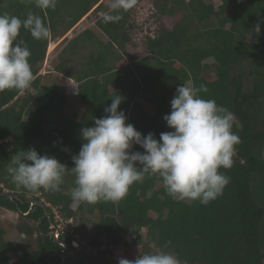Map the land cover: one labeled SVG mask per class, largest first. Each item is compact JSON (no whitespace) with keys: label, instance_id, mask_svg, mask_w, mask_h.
I'll use <instances>...</instances> for the list:
<instances>
[{"label":"trees","instance_id":"1","mask_svg":"<svg viewBox=\"0 0 264 264\" xmlns=\"http://www.w3.org/2000/svg\"><path fill=\"white\" fill-rule=\"evenodd\" d=\"M97 1L58 0L55 10H41L26 0H0V13L25 19L33 11L50 26L54 41L62 36L58 24L67 31ZM148 1L159 15H180L170 27L145 33V54L136 60L119 67L112 63L123 60L118 51L131 40L126 29L135 28L132 17L137 2L121 11L118 22L97 21L104 42L91 30L68 42L75 49L87 39L94 47L82 68L76 73L70 70L77 82L80 110H67L64 93L39 72L50 38L35 40L21 29L19 38L31 51L35 80L26 91L0 92V192L17 195L0 196V208L16 215V221L8 224L19 237L16 243L6 238V221H0V264H118L120 258L134 260L140 253L164 248L169 241L164 250L175 252L187 264H264V0H219L217 6L206 0ZM62 63L53 69L65 71ZM183 83L204 85L207 91L200 93L202 98L214 99L234 113L233 131L241 139L233 167L220 169L230 183L209 204L177 202L155 176L134 183L117 203L78 206L71 199L75 176L70 171L56 192L18 189L12 182L7 171L12 156L30 148L73 167L72 156L83 143L80 130L107 115L104 109L115 92L124 98L118 110L125 112L127 122L159 139L161 132L172 130L163 116L170 112L176 87ZM25 195L46 204L49 214L39 226L44 210ZM55 211L74 222L89 223L91 216L96 217L93 231L80 248L72 246V232L58 229V239L68 245L64 258V247L49 235L57 225ZM123 234H130L131 244L119 245Z\"/></svg>","mask_w":264,"mask_h":264},{"label":"clouds","instance_id":"2","mask_svg":"<svg viewBox=\"0 0 264 264\" xmlns=\"http://www.w3.org/2000/svg\"><path fill=\"white\" fill-rule=\"evenodd\" d=\"M41 10H55L58 0H26ZM137 0H111L102 22H118L121 11L132 9ZM21 29L35 40H47L50 26L33 11L21 19L0 13V92L28 90L35 75L29 62L31 51L20 37ZM259 32V25L256 26ZM204 85H178L170 101V112L163 116L171 131L161 132L159 139L146 135L127 122L124 99L115 92L107 115L94 119V125L80 130L83 143L72 156L68 168L56 157L41 155L34 148L17 152L7 171L15 186L29 191H60L65 175L75 176L71 199L82 203H117L129 188L146 177L159 178L167 195L177 202L199 201L207 205L223 195L230 177L220 171L233 167L240 136L233 131L235 114L214 99H204ZM139 146L143 151L135 150ZM167 242L164 248H167ZM164 248L140 253L134 260L120 258L118 264H187L173 251Z\"/></svg>","mask_w":264,"mask_h":264},{"label":"rangeland","instance_id":"3","mask_svg":"<svg viewBox=\"0 0 264 264\" xmlns=\"http://www.w3.org/2000/svg\"><path fill=\"white\" fill-rule=\"evenodd\" d=\"M206 2L213 4L214 6H217L219 4V0H206ZM77 3H79L77 1ZM136 6H138V8H136L137 11H135V13L133 12V17H132V23L135 25V28H131V30L129 31V33L131 34L130 38V42H129V46H127L124 50H119V52H121L123 54V60L121 61H113V66L114 67H118L120 64H125L128 62H132L133 60H136L137 58L143 56L145 54V49H144V36L145 33L148 30H156L157 28H159L160 26H166V27H170L171 24L173 23V21L175 19H177L180 15V12L175 13L173 15H168L165 14L164 16L159 15L158 12L151 7L150 1L148 0H137V4ZM94 12V11H93ZM135 15V16H134ZM57 31H61L63 28L60 27V25H57ZM133 29V31H132ZM77 30V29H76ZM92 31L97 35L98 39H105V36H102L101 33H99V31H97V28L93 27ZM72 36V35H71ZM104 40V41H105ZM51 38L49 39V43H55L57 41L54 40L52 41ZM103 41V42H104ZM64 40L61 41L58 45H52L49 44L47 45V50H46V54H45V58L43 60V62L40 65V69L39 72L41 74H44L45 76V81L48 82H53V80L51 79L52 77H50L51 75H57L56 72L53 71L52 68H54V66L57 63H60V59H65V61H70L71 62V66L74 68L72 70H75L78 65L80 64V66H82L83 63L88 61V57L90 52L92 51V49L94 48L92 44L90 43H78L77 47L72 50L69 51L68 46H63ZM50 45L53 46V49H50ZM51 50H53L54 52L59 51L58 54H55V56H51L52 52ZM210 62L211 59H208L207 62ZM188 84V83H185ZM76 87L73 88V91L71 92V94H73L71 97L73 98V100L71 101V103L69 104L68 110L71 111V109H77L80 108L81 104L79 103V99L76 96ZM70 94V93H68ZM137 101L139 102H144V100L142 98H138ZM147 106L151 107L150 104L147 103ZM96 217L95 216H91L90 217V222L86 223L84 221H80L77 220L74 222V219L72 220V225L69 226V224L66 225V218L61 217V221H59V226L62 230L64 231H70L71 229L72 231V237L73 235L77 236L78 239V243L79 246L77 248H80V246H82V244H80V242H86L87 237L91 234V232L93 231L95 222H96ZM0 221H6V223H4V228L6 230V238L8 239H12L14 243H16L19 239V237L17 235H15L12 231V227L8 224V222H15L16 221V215H14L12 212L6 211L5 209H1L0 208ZM144 229L140 230V235L142 237L143 240H146L145 234H144ZM121 242L119 245H122L123 242H127L129 244H131V236L130 234H123L121 237Z\"/></svg>","mask_w":264,"mask_h":264},{"label":"crops","instance_id":"4","mask_svg":"<svg viewBox=\"0 0 264 264\" xmlns=\"http://www.w3.org/2000/svg\"><path fill=\"white\" fill-rule=\"evenodd\" d=\"M110 3H111V0H98L94 4V6L74 26H72L70 29H68L65 32H63L64 30H61L62 36L55 43L52 42L53 44L52 43H50V44L54 45V47H55V45H58L61 41L64 40L62 47L68 46L69 51H72L74 49H70L69 44H68L70 39H72L75 35L80 34L84 30H91L92 31L93 27L97 28V31H99V33H101L102 36H105L103 31L97 26V21L99 19H101L102 16L106 12L109 11ZM126 31L129 32L128 29H126ZM132 31H133V29H132ZM57 34H60V33H57ZM97 35L95 34L96 37H97ZM100 40L104 41L105 39L101 38ZM82 42L85 44L91 43L87 39L81 40L79 43H82ZM127 46H129V42H127L126 47ZM50 49H53V46L50 45ZM52 51L53 50H51V52ZM58 53H59V51H56V52L53 51L51 56L53 57V56H55V54H58ZM60 60H62V62H63L62 65H63L65 71L58 72L52 68L53 71L57 73V75H51L50 77H52L51 79L53 80V82H48V83H56L59 90L64 93V95L66 96V109L68 110L69 104L73 100V98L71 97L73 95V94H71V92L73 91V88L76 87V91H77V82L74 79V77H71L72 73H70V70H72L74 68V66L73 67L71 66L72 65L71 62L65 61V59H60ZM121 65H123V64H120L119 66H121ZM80 68H82V66H80V64H79L78 67L75 70H73L74 73H76V71ZM76 91H75V93H76ZM68 93H70V94H68ZM77 109L80 110L81 107L77 108ZM71 110H73V109H71Z\"/></svg>","mask_w":264,"mask_h":264},{"label":"water","instance_id":"5","mask_svg":"<svg viewBox=\"0 0 264 264\" xmlns=\"http://www.w3.org/2000/svg\"><path fill=\"white\" fill-rule=\"evenodd\" d=\"M2 195L8 196V197H10V198H12V197H17V195H16L15 193H13V192H8V191H2V192H0V196H2ZM25 198H26L27 200H29L31 204H38V205H40V206L43 208V210H44V215L38 220V223H37V225L39 226V222L41 221V219H42L43 217H48V214H49V213H48V209H47V207H46V204H44V203H43L42 201H40V200L32 199L29 195H25ZM49 235L52 236L53 239H54L56 242L60 243V244L64 247L65 252L61 255V256L64 258V257L68 254V245H67L65 242L60 241V240L58 239V232L56 231V229H53L51 232H49Z\"/></svg>","mask_w":264,"mask_h":264},{"label":"built area","instance_id":"6","mask_svg":"<svg viewBox=\"0 0 264 264\" xmlns=\"http://www.w3.org/2000/svg\"><path fill=\"white\" fill-rule=\"evenodd\" d=\"M55 216H54V218H55V221L57 222V225H56V227L54 228V229H56V231L57 232H59L58 231V229L60 228V226H59V221H61V217H60V215H59V213L57 212V211H55ZM72 221V219H67L65 222H66V225L67 224H69L70 222ZM53 226V225H52ZM73 230L71 229L70 230V232H72ZM71 244H72V246H74V247H78L79 246V243H78V239H77V236L76 235H73V239H72V241H71ZM80 244H84V242H80Z\"/></svg>","mask_w":264,"mask_h":264}]
</instances>
